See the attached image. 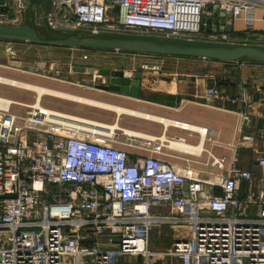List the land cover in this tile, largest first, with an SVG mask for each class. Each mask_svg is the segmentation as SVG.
<instances>
[{"label":"built area","instance_id":"1","mask_svg":"<svg viewBox=\"0 0 264 264\" xmlns=\"http://www.w3.org/2000/svg\"><path fill=\"white\" fill-rule=\"evenodd\" d=\"M3 5L7 11H0V23L23 22V0H3ZM214 6L226 18L243 21L245 43L264 45V0H52L47 23L59 29L226 41L224 31L201 29L202 16H211ZM257 21L261 30L254 28ZM4 42L6 53L16 58L13 42ZM69 47L85 53L123 51ZM132 54L147 57L139 65L141 71H157L159 62L148 57L164 56ZM76 70L69 63L67 73ZM255 91L261 87L255 86ZM221 94L213 84L205 99L216 101ZM3 97L0 264H122L131 256L144 264H264V148L253 150L256 170L238 165L241 148L264 140V125L249 111L241 112L235 138L221 144L205 126L194 130L189 122L171 124L196 133L203 143L229 149L228 157L209 149L177 150L171 143L186 141L179 136L150 139L122 128L98 133L62 111L42 106L41 99L27 104ZM237 99L246 107L254 103L246 85ZM15 106L22 110L15 111ZM163 148L195 157L204 151L207 159L171 155ZM164 157L206 165L210 171L177 166ZM173 225L186 228L181 238L164 250H150V234Z\"/></svg>","mask_w":264,"mask_h":264},{"label":"crops","instance_id":"2","mask_svg":"<svg viewBox=\"0 0 264 264\" xmlns=\"http://www.w3.org/2000/svg\"><path fill=\"white\" fill-rule=\"evenodd\" d=\"M39 21V18H37ZM243 21L241 19L232 20L230 24H226L224 32L226 29H229L227 35L229 39L225 42H244L245 34L243 32ZM262 23L260 21L255 22L254 28L256 30L262 29ZM3 41V40H1ZM254 42V41H253ZM245 43V42H244ZM45 47H55L59 51L68 52L71 55L80 50H75L70 47L63 46H47L39 43H31L25 41V48L29 49H38ZM81 52H85L81 50ZM93 55L102 54L104 51L96 52L89 51ZM125 57L135 58L140 61H145L147 57L144 54L133 55L130 52L122 51L119 52ZM87 59V58H86ZM85 59V60H86ZM150 62H159L160 68L151 73L147 71H141L142 77L139 85V93L137 98L130 97L125 95L122 92H113L110 90H97L93 87L95 91L93 92L92 87L88 84L86 86L79 85L80 90L74 91L78 93L80 98L89 99L101 104H106L111 107H118L127 109L134 112L149 113L152 115L160 116V119L165 120H179L181 122H189L190 125L197 128L207 127L210 130V136L212 139H216L219 144L226 141H231L235 138L236 131L240 125V115L243 110L250 112L253 120L258 124L264 125V63H255V64H235L232 62L224 61H215L208 58H196V57H181V56H163L159 59L155 57H148ZM86 64V63H85ZM77 64L76 73L77 81H91L93 74L87 73L88 78H84L86 73L80 72L79 67L86 68L87 65L91 64ZM250 70V71H249ZM247 73V74H245ZM79 78V79H78ZM132 78V77H131ZM0 80L9 81L10 79L1 78ZM107 77L102 79V83L106 82ZM14 81V80H10ZM2 82V81H1ZM18 82V81H15ZM6 83V82H3ZM22 83V82H18ZM10 84V83H6ZM33 86L31 84L22 83ZM215 84L221 89V96L219 100L210 101L205 99V92L208 87ZM13 85V84H10ZM246 85L248 91H252L253 104L249 107H246L243 102L240 100H235L241 94V90ZM16 86V85H14ZM260 86V92H254V87ZM23 88V87H22ZM48 90V89H45ZM37 92V90H33ZM53 91V90H51ZM56 91V90H54ZM59 92V91H58ZM62 93V92H61ZM42 94L39 97L43 96ZM38 96V92H37ZM52 96V95H51ZM74 96V95H73ZM235 100V101H234ZM94 106V105H93ZM101 109H108L111 113L106 112L103 115H100L98 118H95L97 121L106 122L107 124H116L119 129H124L130 134H140L141 137L145 138H155V137H165L171 139V136H179L185 138V143L188 145L196 146L200 144L199 136L196 133H189L185 130H182L178 127L172 126L170 124L165 125L162 121L157 120H146L145 118L131 115L128 113L121 112V114L116 113L112 118L110 114L114 111L112 108L100 107ZM142 111V112H141ZM144 113V114H146ZM154 117V116H153ZM245 131L250 129L249 126H243ZM200 141V142H199ZM219 144H213L207 140L202 143L201 148L203 150L209 149L216 156H221L222 154L230 156L231 152L225 147H221ZM256 148H264V140H257L255 143L245 145L240 150L238 165L244 168H252L256 170V166L253 164L254 161V152ZM177 150H181L176 148ZM132 153L134 150L128 148ZM168 154L179 155L183 157L196 158L205 162L207 159V154L202 151L199 157L185 155L178 152L175 149L167 150L162 149ZM201 150V149H200ZM166 161L176 164L177 166H190L193 170H196L201 173L209 172L207 170L208 166H202L199 164L188 163L186 164L179 158L176 157H164ZM209 168V167H208ZM199 169V170H198ZM243 193V189L241 190Z\"/></svg>","mask_w":264,"mask_h":264},{"label":"water","instance_id":"3","mask_svg":"<svg viewBox=\"0 0 264 264\" xmlns=\"http://www.w3.org/2000/svg\"><path fill=\"white\" fill-rule=\"evenodd\" d=\"M26 15L23 22L17 25L0 23V39L10 41H30L42 44H57L61 46H75L83 49H114L130 53L174 55L181 57L208 58L222 61H236L264 63V45L258 43H241L211 41L206 39H189L180 37H166L140 33L115 31H94L90 29H59L47 23V15L51 12L52 0H23ZM213 7L211 16H202L201 29L209 31H223L232 19L226 18L222 11ZM0 11H7V7L0 0ZM39 18V21H37ZM93 72V68L88 69ZM80 72L84 68L79 67ZM100 76L107 77L103 84H95L100 90L122 92L137 98L142 77L141 71H136L134 77L125 75L122 70L98 69ZM187 184L184 185L185 188Z\"/></svg>","mask_w":264,"mask_h":264},{"label":"rangeland","instance_id":"4","mask_svg":"<svg viewBox=\"0 0 264 264\" xmlns=\"http://www.w3.org/2000/svg\"><path fill=\"white\" fill-rule=\"evenodd\" d=\"M211 6L207 5L206 9H210ZM6 24V23H5ZM10 25V24H7ZM17 25V24H15ZM225 32H229V29H226ZM5 40H0V76L6 79L28 83L33 86H40L48 90H56L67 95L79 96L78 91L81 89L79 85L86 86L87 84L92 87V91L99 93L94 89V84H101L102 79L105 76H98V69H113V70H122L125 75L129 77H134L132 69L139 71V65L143 61L137 60L135 58L125 57L120 53H114L111 51L103 52L102 54L93 55L91 52H80L77 51L73 55L68 52H61L57 48L45 47L44 49H29L25 48V41L13 42V49L16 51V58H11L5 51L6 43ZM83 54H87L89 58L86 60L83 59ZM71 63L72 65H81V64H91L87 65L84 68V78H88L87 73L89 68H93L92 74H96L97 77L95 80L89 81H77L78 74L76 72L67 73V66ZM85 64V65H86ZM145 71V70H143ZM147 72L149 70H146ZM250 71V70H249ZM151 73L155 71H149ZM247 74V73H245ZM79 79V78H78ZM79 84V85H78ZM99 90V89H97ZM0 96L8 97L14 100H18L23 103L32 104L37 98V92L22 88L19 86L8 85L0 83ZM3 97V98H4ZM81 97V96H80ZM6 98V99H8ZM41 105L51 109H56L62 111L68 115H74L79 117L82 120H91L100 124H107L106 122L97 121L95 118H98L100 115H103L108 112L111 113L108 109H101L98 106H93L91 104H85L83 102H78L75 100H68L59 96H51L44 94L41 98ZM14 110L19 112L22 110L21 107L15 106ZM140 112V111H139ZM142 112V111H141ZM143 113H146L143 111ZM115 110L110 114L112 118ZM150 116L160 117L158 115H152L146 113ZM138 116V115H137ZM136 116V117H137ZM141 117V116H139ZM144 118V117H142ZM146 120H151L145 118ZM158 121V120H157ZM174 122V120H171ZM115 125L116 124H107ZM171 125V124H170ZM133 134V133H132ZM134 135H140L134 134ZM186 144V143H185ZM193 146V145H192ZM209 168L207 167V170ZM199 170V169H198ZM157 231V230H156ZM155 230L150 234V246L149 249L154 251H161L169 247L176 239L181 238L186 231L184 226H163L161 227V233L158 234ZM122 264H144L143 261H137L136 257H125L122 259Z\"/></svg>","mask_w":264,"mask_h":264},{"label":"bare ground","instance_id":"5","mask_svg":"<svg viewBox=\"0 0 264 264\" xmlns=\"http://www.w3.org/2000/svg\"><path fill=\"white\" fill-rule=\"evenodd\" d=\"M2 82H6V83H10V84H13V85H16V86H19V87H23V88H26V89H29V90H37L38 92V96H37V100H39V97L42 95V94H48V95H55V96H59V97H62V98H66L68 100H75V101H78V102H83L85 104H91V105H94V106H98V107H108V108H112L113 110L116 111V113L118 114H121V112H124V113H128V114H131V115H135V116H141V117H144V118H148V119H151V120H158V121H162L165 125L167 124H174L173 121H170V120H165V119H160L156 116H150V115H147V114H144V113H140V112H134V111H130V110H127V109H123V108H118V107H111L109 105H106V104H101L99 102H95V101H92V100H89V99H83V98H80V97H77V96H73V95H67V94H64V93H61V92H58V91H51V90H45V89H41L39 87H31L29 85H25V84H22V83H18V82H15V81H3V80H0ZM66 116L69 118V119H75V120H79L82 124L83 127L87 128V127H90V128H93L94 131L98 132V133H101V132H104L105 130H108L107 128H110V129H114L116 128L115 125H107V124H100V123H97V122H94V121H91V120H82L80 119L79 117L77 116H74V115H68L66 114ZM96 126V128L94 126ZM189 127L191 129H194V130H199L200 128H197V127H194L192 125L189 124ZM127 133H129L127 131ZM138 136V135H136ZM140 136V135H139ZM150 139H155V138H150ZM202 143L203 141L196 145V146H192V145H187L183 142H179V141H174L171 143V146L172 147H175V148H178V149H181V150H196V151H199L202 146Z\"/></svg>","mask_w":264,"mask_h":264},{"label":"trees","instance_id":"6","mask_svg":"<svg viewBox=\"0 0 264 264\" xmlns=\"http://www.w3.org/2000/svg\"><path fill=\"white\" fill-rule=\"evenodd\" d=\"M0 40H3V39H0ZM14 42H19V41H14ZM28 42H30V41H28ZM31 43H34V42H31ZM35 43H38V42H35ZM35 43H34V44H35ZM39 44H42V43H39ZM43 45H47V46H52V45H53V46H61V45H57V44H52V45H51V44H43ZM63 47H64V46H63ZM65 47H66V46H65ZM211 60H213V59H211ZM215 61H218V60H215ZM219 61H222V60H219Z\"/></svg>","mask_w":264,"mask_h":264}]
</instances>
